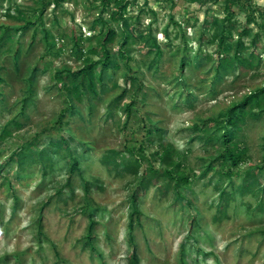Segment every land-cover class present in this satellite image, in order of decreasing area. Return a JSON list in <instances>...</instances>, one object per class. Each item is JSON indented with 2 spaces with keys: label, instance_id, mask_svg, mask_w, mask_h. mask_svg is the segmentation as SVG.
Wrapping results in <instances>:
<instances>
[{
  "label": "rangeland",
  "instance_id": "1",
  "mask_svg": "<svg viewBox=\"0 0 264 264\" xmlns=\"http://www.w3.org/2000/svg\"><path fill=\"white\" fill-rule=\"evenodd\" d=\"M98 2L0 0V133L8 131L0 138V264H131L132 249L136 264H264V213L246 209L255 197L235 191L261 163L264 116H246L238 131L246 159L230 177L215 160L227 110L264 86V34L252 66L223 70L217 51L234 53L251 6L250 33L263 24L264 0H122L129 59L96 65L95 94L83 84L71 99L54 72L98 58L85 39L101 27L98 15L107 18ZM25 19L32 23L23 27ZM113 25L114 51L122 34ZM31 137L49 154L64 137L80 173L68 178L66 160L53 153L51 168L30 156L19 164ZM151 168L158 174L146 186ZM176 171L187 183L174 186ZM222 188L231 192L223 214Z\"/></svg>",
  "mask_w": 264,
  "mask_h": 264
},
{
  "label": "trees",
  "instance_id": "2",
  "mask_svg": "<svg viewBox=\"0 0 264 264\" xmlns=\"http://www.w3.org/2000/svg\"><path fill=\"white\" fill-rule=\"evenodd\" d=\"M64 1L66 0H53V3L62 5ZM121 1L122 0H99L98 2V4L105 5V9L103 8L101 11H106L107 9V18H104L102 14L98 15L97 19L102 21L101 27L96 33H94V35L85 37L89 44L86 49L87 52L89 54L97 55L98 58L95 59V61L87 58L80 67L75 69L69 68L68 66H62L55 70L54 77L59 80L60 87L66 89L68 92L67 94L70 95L71 99L74 95L77 96L78 93H80V85L83 84H85L84 89H88L92 94H95V80L97 74L95 71L96 65L100 66V71H102L103 69L110 67L116 68L118 59L125 61V63L129 59V55L126 53L127 51L125 50V46L128 43V40L133 37V34L127 31V21L122 12L124 5H122ZM231 6L232 1H228L227 7L228 13L230 14L233 12ZM259 15L264 20V11L259 12ZM254 17V9L251 6L245 15L243 25H241V27L236 30V37L234 40L235 51L232 55H229L226 52L227 50H225L220 43V48L222 47V50L217 51V67L223 70H228L234 66V63H237L241 66L253 65L254 59L252 57V50L255 47V43L259 35L262 32L264 34V21L262 25L258 26V29L254 33H250L249 24L254 21ZM31 23V20L25 19L24 25L22 26L26 27ZM113 23H119L121 28L120 32L122 34L121 39L118 42V47L114 51L111 49L110 45L115 41L119 33L117 31V27H115ZM232 27L236 28V23L235 21L229 20L227 29L229 33L231 32ZM262 37L264 39V35ZM244 38L248 39L249 41L245 42ZM78 39L79 37L73 35V44L75 43L76 45ZM249 48H251V50L249 53H247V55L241 54L242 51L248 50ZM208 58H210V55H208ZM182 63L183 61L181 60V64ZM127 77L135 78L133 75H127ZM136 88L139 89L140 87L137 86ZM246 104H249L250 108L246 109ZM130 106L131 101L125 105L124 109L127 113L130 111ZM71 107H73L71 103L68 104V108ZM65 108L61 110L60 116L63 115ZM252 108L256 109L252 110ZM246 116H264V86L250 92L242 101L235 103L227 110L225 123L229 125V129L227 128L221 134L222 149L215 160L219 163V168H222L220 172L223 173V170H226L229 177L233 174V168L236 167L241 161L246 159V147L244 145H240L238 140V131L241 125L244 123ZM7 132L8 131L6 128L3 129V131L0 133V138H4L7 135ZM34 140L35 138L31 137L28 143L18 150L16 158L19 164H21L22 160L27 156H30L34 160L39 161L43 168H51L53 165L51 154L53 153L56 156H61L62 159L66 160L68 178L71 177L73 172L80 173L77 158L72 153L69 142L64 137H60L56 141H51L50 144L53 145L51 154H49L44 148H38L37 143L36 141L34 142ZM109 153V156L106 157L111 158L113 162H116L114 158L117 156L118 151L110 150ZM162 159L163 161L165 160V158ZM129 167L130 165H126L123 168L126 170ZM152 171L153 173H151V175H147L146 177H144L145 173H143L144 176L142 177L141 181L146 186L152 179H154L156 174H158L156 169H153ZM249 173H251V177L248 176V179L247 177H244V182L236 186L235 191H238L241 196H244L245 194H251L255 197L256 202L254 205L251 206V203L247 201L245 205L246 209L249 210L250 208L254 212L264 213V154L261 163L258 166H254L252 170L250 169V172H247V174ZM175 175L178 177V182L174 185L175 187H177L179 183H187V175H183L178 171L175 172ZM169 177L173 178L172 176ZM87 185L88 182L85 181V187H87ZM230 195L231 192H226L223 188L219 190L217 209L222 214L226 212ZM137 196L138 189L133 190L129 197L132 203V212L130 213L128 228L132 227L133 219L135 220V218H137L135 216V214L138 213V209L136 208L135 204ZM131 238L132 236H130V240ZM130 262L131 264H136L134 249H132V253L130 254Z\"/></svg>",
  "mask_w": 264,
  "mask_h": 264
}]
</instances>
